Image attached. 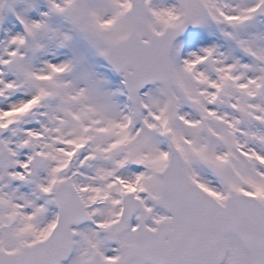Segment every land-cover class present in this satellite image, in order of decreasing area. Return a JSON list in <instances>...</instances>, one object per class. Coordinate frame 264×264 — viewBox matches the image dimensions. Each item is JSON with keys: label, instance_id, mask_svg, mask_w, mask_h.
I'll return each mask as SVG.
<instances>
[{"label": "snow or ice", "instance_id": "6c2138e0", "mask_svg": "<svg viewBox=\"0 0 264 264\" xmlns=\"http://www.w3.org/2000/svg\"><path fill=\"white\" fill-rule=\"evenodd\" d=\"M0 264H264V0H0Z\"/></svg>", "mask_w": 264, "mask_h": 264}]
</instances>
